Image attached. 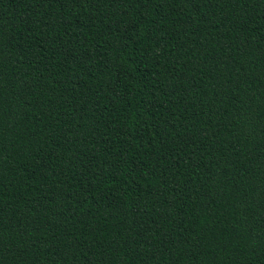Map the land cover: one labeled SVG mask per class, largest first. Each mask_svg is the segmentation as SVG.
Masks as SVG:
<instances>
[{"label": "trees", "instance_id": "16d2710c", "mask_svg": "<svg viewBox=\"0 0 264 264\" xmlns=\"http://www.w3.org/2000/svg\"><path fill=\"white\" fill-rule=\"evenodd\" d=\"M0 264H264V0H0Z\"/></svg>", "mask_w": 264, "mask_h": 264}]
</instances>
